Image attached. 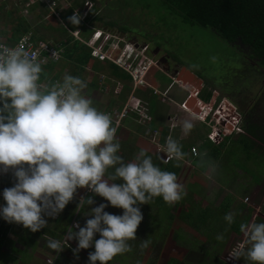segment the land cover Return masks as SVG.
Returning <instances> with one entry per match:
<instances>
[{"label":"clouds","instance_id":"clouds-1","mask_svg":"<svg viewBox=\"0 0 264 264\" xmlns=\"http://www.w3.org/2000/svg\"><path fill=\"white\" fill-rule=\"evenodd\" d=\"M81 19L78 10L68 17L73 26ZM95 31L98 39L108 34L102 29ZM126 45L120 57L137 64L143 52ZM42 73L41 64L22 44L9 47L0 43V173L11 170L15 177L14 185L2 192L6 203L0 204V218L35 233L47 226L46 216H61L77 190L87 188L123 209V214H110L105 211L109 205L101 203L86 213L91 218L83 227L75 223L62 239H48L47 247L58 255L70 247L68 241L75 240L74 255L94 247L88 264H109L117 255L132 251L129 241L137 239L144 218L138 205L149 204L154 197L172 205L186 190L174 172L153 162L146 149L141 148L128 161L120 155L118 126L111 113L99 109L87 95L86 80L65 74L62 80L45 84ZM194 119L181 121L184 135L194 128ZM162 152L166 154L162 160L183 161L186 156L172 137L167 138ZM93 203L92 197H82L77 211ZM224 220L230 227L235 214L226 213ZM239 230L245 240L233 247L229 256L264 264V222H242ZM96 234L99 239L94 238ZM216 240L223 241L224 235L218 234ZM150 243V239L141 240V249Z\"/></svg>","mask_w":264,"mask_h":264},{"label":"rangeland","instance_id":"rangeland-1","mask_svg":"<svg viewBox=\"0 0 264 264\" xmlns=\"http://www.w3.org/2000/svg\"><path fill=\"white\" fill-rule=\"evenodd\" d=\"M3 2L6 3V7L1 11L2 14H5V10L8 9L12 14H16L17 16L25 18L32 25L35 35L44 37L46 41L59 45L60 41L69 39L68 35L72 37L68 31L59 24L57 18L49 14V10L45 7H40L42 10L41 12L39 11V7H36L34 10H27L25 3L22 1L20 2L19 0L0 1L1 4H4ZM110 2V6H114L112 10L118 9L121 11V18L124 21L120 23L122 29L130 31L131 34H137L138 36L143 37L145 41L150 40L151 42H154V44H163L164 46L166 45V47L172 52L173 59L181 62L182 65H186L193 69L196 71V73L200 72L199 74H201V76L204 78L207 77L208 81L213 80L220 82L225 76V82H227L229 80V75L234 74V69L236 67L232 65H234L233 63L237 58V54L233 51V48L227 43V41L221 39L215 33V31L209 27L206 28L197 24L183 21L180 14L176 11L172 12L170 10V6L166 4L164 0H110ZM94 8L95 7L92 9L93 11ZM97 10L101 11L99 6H97ZM108 12H110L109 9L106 11V14H108ZM106 14H103L102 12L98 14L103 20L102 22L99 21L98 25L103 29H106L105 23H109L107 22L106 18H104ZM2 20H4V17L2 19L0 18V24H2ZM110 23H114V28H112V30L117 35H119V32L116 30V23L113 21ZM5 28L6 30H9L11 28V24H8ZM81 33L83 36H90L89 29L87 33H84V31ZM117 38L113 37L112 35L109 36L105 34L97 44L105 43V47L108 49V52H113L119 47L118 52H120L122 47H125V43L119 41ZM130 45V48L132 49L133 45ZM113 54L119 57L121 53L116 54L113 52ZM62 59L63 57L61 56V60L58 62L59 68L64 66L65 68H68V64ZM149 65L150 62L147 59L139 61V65L137 67L138 74L135 82L137 83V86H140L145 85L142 84V80L149 81L150 79H153V84L160 91L159 95L156 96V104L159 102L158 106L160 105L161 108L158 109V113L159 110H161V112L160 117H158L156 122L158 125H161L159 124L161 122L168 126H176L177 129H180L181 136H184L181 131L180 123L184 119H191L193 115L184 111V109L180 110L178 106L180 107V104L184 102H181V100L187 98V95L189 94L182 91V89H180L177 85L172 84V86H170V80L161 71H159L157 67L154 68V65H152V69L146 75L145 71L147 72L149 70ZM69 66L71 68V65ZM68 69H65V74H69L70 69ZM86 75L87 72L84 74V76ZM96 81L97 86H100V77H98ZM106 81L105 83L107 85H111V81ZM257 82L262 83L263 79H258ZM201 83L202 80L197 78L192 86L194 88H200L202 86ZM129 86L134 90V83L132 81L129 82ZM169 86V90L171 92L166 95H164L165 93L162 95V90H164L166 87L168 88ZM203 88H207L209 91H213V89H215V87L210 84V81L209 84L203 86ZM226 90L228 91V88H226ZM261 92H263L262 88L253 94V98H247L249 103H247L246 106L249 105L247 107L249 111L253 109L254 102H257L261 97ZM228 96L230 97V95ZM113 97L116 100V105L111 109H116L118 104H120V101L115 96ZM128 97H130V99L127 101H130L129 108H134L137 99L139 100L140 98L135 97V95L130 93ZM170 99L181 103L177 106L173 104ZM220 100H218V103ZM107 103L108 102H105V104ZM188 105L191 108L194 107V100H189ZM261 107V115L258 113L260 107H257V111L250 113L249 115L250 117L253 115L256 116L258 118L256 121L260 124H264L262 122L264 120V103H261ZM138 108L143 110L144 113L147 112L148 109L144 103H142V105ZM168 114L169 120L166 118V115ZM129 121L130 120H126L124 123H122V128H125ZM207 121H210V116L207 118ZM137 123L133 122L134 125L136 124L133 130H136ZM193 123L195 125L194 128H198L200 130L202 127V134L210 132L207 130L206 126H214L213 124H215L214 122H207L209 125L205 126L198 119H194ZM142 132H146V127H144V130L142 129L140 133ZM238 133H233L230 143L236 140ZM242 134H244V132H242ZM118 135L119 132L116 133L117 138ZM194 135L195 132L191 130L190 134L186 136L188 139H193ZM123 136L124 137H119L118 140L129 138V136H126L125 134ZM222 138H218V141ZM123 144L127 145L128 147L125 148L126 150H123V153L128 152L129 149H132V153L134 154L138 152V146L135 144ZM138 144L141 146V148H146L150 152H153L152 148L144 143L142 137L138 141ZM243 153L244 152L241 149H237L234 152H230V150L225 151L224 155L221 157V161L217 162L216 171L222 178V181L227 182L230 180V182H233L231 185H236L239 183L237 182L239 180L244 181L247 179V207L249 208L250 212L254 213L253 215H255L257 212V216L261 218L264 217V157L261 156L260 158L255 159L256 161H246L245 153ZM129 154H131V152H129ZM234 163L237 164V167L243 169L247 174L242 171L239 174L235 173V175H233V171L236 172V170H238L237 168L234 170L232 169L233 166L235 167ZM191 171H194V169L188 168L185 169V171L182 170L180 173V178L178 179V182L181 183L186 190V196L189 197V199L184 202L185 204L182 205V210L184 211L187 209L188 205H193L192 207L194 208L196 205H199L203 208L209 203L213 204L214 199L217 197L218 190L220 189L219 185H215L214 181L210 179L206 180L205 177L202 179L201 184L195 185L196 180L194 178V172L191 173ZM81 190L82 188L77 190V193L75 194L76 198L82 192ZM87 190L83 193L84 196H86ZM243 195L246 194H242V197L244 198ZM79 199L80 196L78 200ZM92 199L94 201L92 205H87L83 209H80V211L76 212L77 218L75 223L79 222L81 227L85 225L87 219L91 218L90 216L86 215V213L90 212L91 208L99 206L101 203H107L109 205L107 208H105V211L109 212L110 214L122 215L121 209L111 206L105 198L93 194ZM171 209L172 205H169L165 202L162 207L163 211L160 210L158 218L164 219L166 216L162 217L161 215H165L166 211H171ZM53 218L55 217L46 216L45 219L48 222L47 226L35 233L31 232L29 229H24L23 225L22 230H20V228H14L11 230L10 233L7 234L8 241L1 249L0 260L4 259V264H47L46 260L48 258H56L55 264H88V254L94 251V247L80 250L78 257L73 253V249L77 246V242L75 240L68 241V245L71 249L65 247L64 250L58 255H56L53 250L47 247L48 239H62L63 236H65V233L63 235L61 234V230H59L58 225L56 224L57 221ZM148 222H150V219L148 217H144L139 229L145 228L144 226ZM150 225L153 227L152 222ZM50 230H52L53 234L55 233L56 235L53 236V234L50 233ZM161 230L162 234L164 235L163 244L161 245V242L157 241L156 245L153 247H148L147 251L149 253V261L146 264H171L170 260L172 258L182 261L181 264H213L212 260L214 259L212 257H204V250L209 251L211 255H213V253L215 254L217 257V259L214 261L215 264H251V262L246 261L243 257L240 259H234L229 256V252L233 247L244 242V237L242 236L231 237L228 235L226 238H224L223 244L220 243L217 245L215 241L207 239L205 234H201L193 230L191 226H189L188 222H179L178 220L175 222L173 228L168 229L164 226ZM66 231L67 229L65 232ZM203 231L206 232L207 230L203 229ZM55 236H57V238ZM94 238L99 239V234H96ZM137 243V246L140 247L139 241H137ZM194 244L196 246H194ZM196 250H198V252ZM145 253L147 252L145 251ZM133 259L134 258L127 260L126 264H141L138 263V261H134ZM119 260V256L114 257L113 260L109 262V264H120ZM97 264H99V262H97Z\"/></svg>","mask_w":264,"mask_h":264},{"label":"trees","instance_id":"trees-1","mask_svg":"<svg viewBox=\"0 0 264 264\" xmlns=\"http://www.w3.org/2000/svg\"><path fill=\"white\" fill-rule=\"evenodd\" d=\"M98 2V0H93ZM166 4L170 6V10L172 12L176 11L180 14L183 21L197 24L202 27H209L213 29L215 33L223 40L227 42H235L240 41L243 44H247L250 47L251 52L254 56L260 59V63L264 64V0H164ZM0 3V18L4 17L2 20V24H0V40L3 43H7L8 45H14L20 36L25 33L31 32L33 37L37 40H45L44 37L35 35L34 29H32V25L25 19L16 14H12L8 9L5 10L6 13L2 14V10L5 9L6 3ZM79 0H74V5L70 6L63 14V19L68 21V17L74 8L79 7L81 4ZM39 6L40 3H38ZM37 3H33L30 6V10H34L38 7ZM9 5V3H8ZM13 7V6H12ZM39 11L42 12L41 8ZM93 20L99 23L102 21V17L98 15L97 7L92 10ZM88 20V19H87ZM8 24H11V28L6 30ZM114 23H108V25H113ZM81 23L78 25L80 26ZM107 25V24H106ZM72 24H70V27ZM83 26V25H82ZM77 26H73L72 30ZM69 39L71 37L68 35ZM64 50L62 52V57L64 61H70L76 67H83L88 64V61L91 58V50L89 47L80 44L75 41L72 45H68V42L62 44ZM110 68L112 69L111 74L114 79L123 85V89L121 95L119 96V100L121 105L126 102L128 98V94L131 91L129 87V82L131 81L130 75L119 69L114 64L110 63ZM201 97L204 101L208 102L211 99L212 92L206 89H203L201 92ZM137 94V93H135ZM156 96H154L153 91L150 90L147 96H144L142 100L139 102L142 104H146L149 110L150 116L153 115V107L156 104ZM111 104H115L114 100H111ZM159 104V103H158ZM156 106V105H155ZM152 117V116H151ZM153 122V121H152ZM150 123L149 130H153V123ZM160 132V141L162 143L166 142V137L170 134L169 127H165V125L161 124L159 127ZM242 130L244 134H239L236 140L232 141L227 151L234 152L237 149H241L245 153L246 161H256L255 159L264 157V126H258L257 124H247L242 125ZM177 131V130H176ZM175 132V131H174ZM172 133L171 137L177 139L179 143L182 145V151L187 155V149L189 146L193 144V142L186 140H179L178 134ZM201 133H197V137H201ZM230 136H224L218 145H215V141H211L208 138L204 139L201 144V148L205 154L201 157L196 158L194 161H201L202 164L206 163V166L210 164V162L221 161V157L224 155L225 143L230 140ZM124 146V145H123ZM121 146V147H123ZM128 148V147H127ZM146 149V148H145ZM140 150V149H139ZM138 150V151H139ZM147 153L153 157V162L159 165L163 170L174 172L176 176L180 170V164L178 163H164V160L160 159V155H155L153 152H150L148 149ZM129 152L132 153V149H129L126 153H121L123 158L127 160L129 157ZM243 153V154H244ZM186 158V156H185ZM237 166V164L234 163ZM119 183L120 181H116ZM87 188H82V192L79 194L81 197L87 199L88 197H92V193L87 190L86 196H84V192ZM79 196L76 198L74 195L73 200L65 207L61 216L56 219V224L58 225L59 230H61V234L67 233L68 228L70 227L71 222L73 221L75 215L77 214V206L79 204ZM185 198H182L179 202L172 204L171 211H166L165 215H161L164 219L158 218V214L165 203L162 197H154L149 204H140L138 205L142 211L143 216L150 219L142 229H139L138 226L136 233V240L129 241L132 251L127 252L123 255L119 256V263L126 264L127 260H131L134 258V261H138V263L146 264L149 261V253L147 251L148 247H153L156 245L157 241L163 244L162 227L165 228H173L175 222L178 220L188 222L189 226L196 232L201 234H205L207 239L213 240L217 245L220 243L223 244V241H217L216 236L218 234H223L224 238H226L229 234V231L241 233L239 230L240 223L234 222L230 227L225 222L224 216L228 213L229 206L222 205L219 208L211 209L209 207L202 209L199 206L192 207L193 205H188L187 209L182 210V205L185 204ZM87 206V205H85ZM121 209V208H120ZM163 211V210H162ZM123 214V209H121ZM165 223H164V222ZM153 223V227H151L150 223ZM255 222H259V217L256 218ZM146 223V222H144ZM218 227L220 230L215 232L214 228ZM67 231L65 232V230ZM203 229L207 231L204 232ZM78 231V229H75ZM6 231H4L0 237V252L1 248L8 241L6 237ZM24 233V232H23ZM51 234H53L50 231ZM228 234V235H227ZM56 235L55 233L53 236ZM57 238V236H55ZM150 239L151 243L146 249H141V247L137 246V241L141 244V240ZM194 246H196L194 244ZM70 248V247H68ZM200 248V246H199ZM145 251L147 253H145ZM198 252V250H196ZM116 256V257H117ZM209 256L212 257L213 264L217 259L215 254H210L209 251L204 250V257ZM207 257V258H209ZM171 264H181L182 261L176 260L172 258L170 260ZM5 261L0 260V264H4ZM224 264V263H220ZM226 264V263H225Z\"/></svg>","mask_w":264,"mask_h":264},{"label":"crops","instance_id":"crops-1","mask_svg":"<svg viewBox=\"0 0 264 264\" xmlns=\"http://www.w3.org/2000/svg\"><path fill=\"white\" fill-rule=\"evenodd\" d=\"M65 1H66L65 3H70V6L74 5V0H65ZM83 1L84 0H79V3H77V4H82ZM91 1H93V0H91ZM93 2H95V1H93ZM65 3L61 4V6H60L62 8L61 11H62L63 14H65V11L67 10V9L62 7V6L65 5ZM110 3H111L110 0H98V2H96L95 6L96 7L99 6L100 9H109L110 11H114V10H112V8L114 6L113 7L110 6ZM29 6H28L27 10L30 8ZM38 7L39 8L40 7L43 8V6H39V4H38ZM76 8H78V7H76ZM90 19H92V18H90ZM90 19L88 20V22L91 24L92 27L90 25L86 26V23H84V22H81L80 26L75 27L74 31H76V30L79 31V33H80L79 36L80 37L88 38V36H83L82 33H81L82 31H84V33H87L88 29L90 30V36L95 30H99V29L104 30L106 33L116 34L112 30V28H114V25H110L109 26L108 24L106 25V23H105L106 29H103V28H101L98 25L97 22H95V21L92 22V21H90ZM66 23L70 27L71 23L70 22L68 23L67 21H66ZM72 28H73V25L70 27V29L72 30ZM75 41H77V40H74L71 37V39H68V40H65V41H60L59 45H61L63 47L62 44L65 43V42H68V45H72V43L75 42ZM80 44H82V43H80ZM82 45H84V44H82ZM65 63L68 64V68L70 70L68 68H65V66L62 67V68L61 67L59 68V66H58L59 64L58 63L57 64H52V65L48 66L47 71H43V73L41 74V79L48 81V80H50V78H59L60 80H62L63 76L65 75V73H64L65 69H68L69 70V74H71L73 76L80 77V78L86 80V82L88 84V88L85 91H86L87 95L93 100L95 106H97L99 109H101L103 111H108L109 109L111 110V108H114L116 103L115 104H113V103L111 104L110 102H111V100H114L116 102V100H115V98L113 96H115L119 100V96L121 95V92H122V89H123V85H122V83L116 81L114 79V77L112 76V74H111L112 69L110 68V63L111 62L106 61V60H98L97 58H94V57L91 56L90 60L88 61V64L86 66H83V67H76L73 64H71L70 61H65ZM111 64H113V63H111ZM69 65H71V68H70ZM115 66H117V65H115ZM182 66H186V65H182ZM155 67L156 66L154 65V68ZM118 68L121 69L120 67H118ZM150 68H148L149 70L147 72H145L146 75L151 70ZM186 68L190 71L189 74H191L194 77V81H196L197 77L195 75V72L191 68H189L188 66H186ZM158 70L161 71L159 68H158ZM86 72H87V75L84 76V74ZM161 72L170 80V86H172V84L177 85L180 89H182V91H184L187 94L197 93L198 98L203 100V98L201 97V93H200L203 89H205V88H203V86H201L200 88L199 87L198 88H194L192 86L194 84V81L192 83L184 84L182 82H177L175 80L177 78V76H176V78H172L170 75L166 74L165 72H163V71H161ZM98 77H100V80H101L100 86H97L96 79ZM108 80L111 81V85H109V84L107 85L105 83V81L109 82ZM152 80L153 79H150L149 81H145V85H140V86L136 85V88L134 87V90L131 88V91L129 93L135 95V97H139L140 98L139 100H142L144 96H147L149 94L150 90L153 91L154 96L159 95L160 91L155 87V85L153 84ZM131 81H132V78H131ZM170 86L168 88L166 87L164 90H162V92H161L162 95L164 93H165L164 95H166L169 92H171L169 90ZM211 92H212L211 99H212V97H213L214 100H220L221 98H223V100L227 99L226 95H223L220 92L215 91L214 89ZM135 93H137V94H135ZM128 96H129V94H128ZM221 96H223V97H221ZM133 98H134V96H133ZM129 99H130V97L127 98L126 102ZM155 99L157 101V98H155ZM170 100L173 102V104L178 106L182 101H185L186 98L181 100L180 103L176 102L173 99H170ZM105 102H108V103L105 104ZM204 102H206V101H204ZM158 103L155 104L156 106L154 105V107L152 108L153 109V115H151L152 119H151L150 123L153 121L154 122V123L152 122L153 123V127H154L153 129H158V131H159L160 125H158V123L156 121H157L158 117H160L161 110H159V113H158V109H160L161 107H160V105L158 106ZM120 107H122L121 102H120V104H118V107H116V108H120ZM178 108L181 110V108L179 106H178ZM166 118H167V120H169V114L166 115ZM196 119H197V117H196ZM126 120H130L127 123V126L125 128H122V126H120V127H118V131H117V132H119L118 138L119 137H124L123 136L124 134L126 136H129L128 139L124 138L123 140H119L120 143H121V146L124 145L123 143L135 144L136 146H138V150H139V149H141V146H139L138 141L142 137V139L144 140V143L147 146L149 145L152 148V151H153V153L155 155H160V156L164 157V155L161 154V153H158L157 150L155 149L154 145L148 141V138H147L148 133H147V131L149 130L150 123H148L147 125H143V124L139 125V123H137V116L135 114H133V115H131V117H128L127 119H125L123 121V123ZM133 122L137 123V127H136L137 131L133 130L135 128V126H136V124L134 125ZM200 122L206 126L205 123H203L202 121H200ZM159 124H163V123L160 122ZM163 125H165V124H163ZM166 126L169 127V130H170V134H168V136L166 137V140H167L168 137H171L172 133L175 131L174 133L178 134L179 140H181V139L186 140V141H190L191 140V142H193V144L188 147L186 158L183 161H176L175 159H172L170 161V162L175 163V164L176 163L180 164V170H179V173L177 175V178L178 179L180 178V173H181L182 170L185 171V169L191 168V169H194V171H191V173L194 172V178L196 180L195 181V183H196L195 185L201 184L202 179H204V177H205L206 180L210 179V180L214 181L215 185H219V187H220V189L218 190V193H217V197L213 201L214 202L213 204L209 203L208 205H206L203 208L201 206H199V205H196V206L197 207L199 206V208H202V209H205L207 207H209L211 209H215V208L221 207L222 205H227V206H229L227 212H232V213L235 214V222L236 223H242V222H244V223H252V222H255L256 218L259 217V216H257L258 215L257 212L255 213V215H253L254 213L250 212L249 208L247 207V202H244V199L248 197V195H247V186H248L247 179H245L244 181H240L239 180V181H237L239 183H237L236 185H233V184L231 185V183H233V182H230V180H228L227 182L222 181L221 180L222 178L219 176L218 172L216 171V165H217L218 161L217 162H210V164H208L207 166H206L205 162H204V164H202V162L199 161V160L197 161V163L194 162L196 160V158L201 157L203 154H205V151L203 152V150L201 148V144L203 143L204 139H206V138L209 139L208 135L211 132V127L206 126L207 130H209L210 132L209 133L206 132L205 134H202V132H201V131H203L202 127L200 128V130L198 128L192 129L195 132L194 138L193 139H190V138L188 139V137L186 135L181 136L180 129L179 128L177 129L176 126L165 125V127ZM144 127H146V132L140 133L142 129L144 130ZM198 132L201 133V135H202L201 137H197V133ZM239 134H242V132H239L238 135ZM142 135H144V136H142ZM159 135H160V132H159ZM232 135H233V133L229 134L227 136H230L229 138L231 139ZM209 140H211V139H209ZM220 140L219 141L217 140L218 142H215V145H218ZM159 141H160V136H159ZM211 141H213V140H211ZM165 143L161 142V144L163 146L165 145ZM230 144H231L230 140L225 143V147L226 148H224V150H223L224 152L227 151V148H229ZM192 147H196L197 150H198V155L196 157H192L191 154H190V149ZM125 148H127V145H124L123 147H121L120 155L123 152V150H126ZM134 155H135L134 153H131L129 155V157H127L126 161L131 160L134 157ZM213 167L215 168L214 172L211 171V169ZM236 168L238 170H236V172H234L233 170L236 169ZM232 169H233L232 170L233 171V175H235V173L239 174L242 171L245 172L243 169H240L236 165H235V167L233 166ZM211 175H212V178H209V177H211ZM242 194H246V195H243L244 198L242 197ZM183 198H185V200L189 199V197L186 196V195ZM259 222H264V217H261V218L259 217ZM214 229L216 230L215 232H218L220 230L218 227H216ZM50 231L52 232V230H50ZM228 234L231 237H240V236L244 237L243 233H237L235 231H233V232L229 231ZM244 240H245V237H244ZM69 249H71V248H69Z\"/></svg>","mask_w":264,"mask_h":264},{"label":"built area","instance_id":"built-area-1","mask_svg":"<svg viewBox=\"0 0 264 264\" xmlns=\"http://www.w3.org/2000/svg\"><path fill=\"white\" fill-rule=\"evenodd\" d=\"M19 1L24 2L27 8L29 5L31 6L33 3H40L41 6L49 10V14L57 18L59 24L62 25V27L70 33V35L74 38V40H77L78 42L90 48L91 50L90 54L92 57L97 58L98 60L109 61L120 67L123 71H125L128 75H130L134 83V87L136 88L137 83L135 81L138 74L137 67L139 64H134V62L132 61L127 62L123 60L120 56L119 57L115 56L112 51L108 52V49L105 47L104 43L97 44L99 42L98 40H100L97 38V36L99 35L98 31H94L92 35L88 38L80 37L79 36L80 33L77 30L71 31L66 21L63 20V13L61 11L62 8L60 7L61 4L66 2L65 0H19ZM62 7L68 9L70 7V3H65V5ZM92 8H93L92 1L84 0L78 8L73 9L70 16L73 15L74 12L78 10L82 17L81 22L86 23V26L89 25L91 26L88 20L90 18H93V15H91ZM106 35L109 36L112 35L113 37L117 38V36L114 34L108 33ZM0 43L3 42L0 40ZM3 44L9 47H16L22 44L25 47V49L29 51L30 54H34L36 61L41 64L43 71H47L48 66L52 64H57L61 60V56L63 52V47L61 45L52 44L51 42L46 40H37L36 38L33 37V34L31 32L25 33L22 36H20V38L14 45H8L7 43H3ZM130 46H131L130 44L126 45V48L131 50ZM149 62H150L149 66L155 65V63L152 60H149ZM59 80H60L59 78H50V80L48 81L41 79V82L45 84H50L52 82H56ZM141 82L142 84H145L144 80H142ZM189 100H194V107L191 108L188 105ZM139 101L140 100H137L134 108H129L130 107V101H129L126 102L120 108L111 109L106 112L111 113L113 117V121L118 127L122 125L125 119L131 117V115L133 114L137 116V122L139 124L146 125L147 123H150L152 117L150 116L148 109L147 112L144 113L143 110H140L138 108L142 105ZM217 103L218 102H216V100H214L213 97L207 103L204 102L202 99L198 98L197 93L194 94L190 93L187 96L186 100L180 104V108L184 109V111L190 113L191 115L196 116L195 114H193V110L196 107H198L201 110V113L204 114L203 117L196 116L199 121H202L206 125H209L210 122H214L215 123L213 124L214 126L209 125V127H211V132L208 135L209 139L213 141H217L218 138L224 137L234 132L236 133L242 132L239 119H237L235 115H233L231 112L230 114L226 113L225 114L226 116L219 113L221 109H223L224 111L227 110L228 102L226 100L221 99L219 103L218 104ZM208 116H210V121H207ZM206 121L209 123H207ZM220 122L224 124L221 125ZM147 133H148L147 136L148 141L154 145L158 153L163 154L164 158H166V154L162 152L163 145L159 141L158 129L148 130ZM190 154L192 157H196L198 155L197 148L192 147L190 149ZM170 161L171 160H164L165 163H168ZM14 183H15V177L11 170H9V172L7 173H0V204L6 203L2 197L3 190L5 188L12 187ZM244 202H247V198L244 199ZM76 215L73 221L71 222L70 227L74 226L77 218ZM58 216L59 215L55 216V218L53 219H56ZM14 228H20V230H22V224L8 223L2 218H0V237L4 231L7 232L6 233V237H7V234L10 233V231L13 230ZM66 234L67 233H65V235ZM52 260H53V264H55L56 258H48L46 260V263L49 264V262Z\"/></svg>","mask_w":264,"mask_h":264},{"label":"flooded vegetation","instance_id":"flooded-vegetation-1","mask_svg":"<svg viewBox=\"0 0 264 264\" xmlns=\"http://www.w3.org/2000/svg\"><path fill=\"white\" fill-rule=\"evenodd\" d=\"M93 7H96V2H93ZM101 3V2H100ZM93 9V8H92ZM91 9V11H92ZM108 9H101V11H98V14L102 12L103 14H106V11ZM114 11L108 12L104 18H106L107 22H115L117 27L116 30L119 32V35H117L118 40L122 41L126 44H132L133 47L136 50L142 51V58L140 60H143L145 58L152 60L154 63L157 59L162 58V61L165 63L170 64L171 67H173L175 64H181V62L176 61L172 58V52L166 47L158 44H154V42H151L150 40L145 41L143 37L138 36L137 34H131L130 31L122 29L120 23L124 22L121 18V11L118 9H113ZM103 21V20H102ZM108 24V23H107ZM235 42H227L232 48L233 51L237 54L236 60L233 63L236 68L234 69V74L229 75V80L225 82L226 77L224 76L223 79H221L220 82H216L213 80H209L210 84H212L215 87V91L220 92L221 94H228L226 97L227 102L230 100L233 101L238 107V117L240 122V127L242 130V125L247 124V121L249 124H257L258 126H264V124H260L256 121L258 119L256 116H251L250 113H253L257 111V107H260L258 110V113L261 115L262 107L261 103H264V64L260 63V59L256 56H254L251 52V49L247 44H243L240 41ZM145 45V47H142ZM119 48V47H118ZM141 48V49H140ZM123 47L120 52H116V54L121 53L120 56L123 54ZM139 64V61L138 63ZM156 66V65H155ZM152 66H149V68ZM152 69V68H150ZM193 70V69H192ZM194 71V70H193ZM195 75L197 78L202 80V86H205L209 84V81L207 80V77L201 76V74L196 73ZM213 79V78H212ZM258 79H263L262 83H258ZM217 83V84H216ZM257 85V86H256ZM228 88V91L226 90ZM262 88L261 97L257 102H254L253 109L249 111L246 106L247 98L252 97L253 94ZM254 89V91H253ZM257 98V99H258ZM246 106V107H245ZM247 109V110H246ZM264 123V120L262 121ZM243 132V130H242Z\"/></svg>","mask_w":264,"mask_h":264},{"label":"water","instance_id":"water-1","mask_svg":"<svg viewBox=\"0 0 264 264\" xmlns=\"http://www.w3.org/2000/svg\"><path fill=\"white\" fill-rule=\"evenodd\" d=\"M142 47H145V45H143ZM155 65L157 68L170 75L172 78H176L177 76V78L175 79L177 82H182L186 84L192 83L194 81V77L189 74L190 71L186 68V66H182L181 64H175L173 67H171L170 64L163 62L162 58L157 59L155 61ZM230 112L235 115L237 119H239L237 105L231 100L227 104V110L224 111L223 109H221L219 113L225 115L226 113L230 114ZM193 114L200 117L204 116V114L201 113V110L198 107L193 110ZM220 124L223 125L224 123L220 122Z\"/></svg>","mask_w":264,"mask_h":264}]
</instances>
